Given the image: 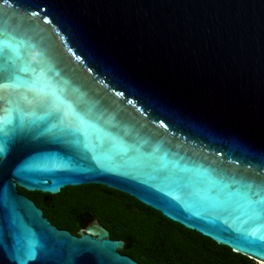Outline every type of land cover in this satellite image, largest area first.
I'll return each instance as SVG.
<instances>
[{
  "label": "water",
  "instance_id": "water-1",
  "mask_svg": "<svg viewBox=\"0 0 264 264\" xmlns=\"http://www.w3.org/2000/svg\"><path fill=\"white\" fill-rule=\"evenodd\" d=\"M0 264H140L16 194L99 184L264 264V0H0Z\"/></svg>",
  "mask_w": 264,
  "mask_h": 264
},
{
  "label": "trees",
  "instance_id": "trees-1",
  "mask_svg": "<svg viewBox=\"0 0 264 264\" xmlns=\"http://www.w3.org/2000/svg\"><path fill=\"white\" fill-rule=\"evenodd\" d=\"M84 185L96 188L94 192L63 188V193L71 196L69 208L95 218L112 239L125 240L120 253L140 264H258L128 195L99 184Z\"/></svg>",
  "mask_w": 264,
  "mask_h": 264
},
{
  "label": "flooded vegetation",
  "instance_id": "flooded-vegetation-1",
  "mask_svg": "<svg viewBox=\"0 0 264 264\" xmlns=\"http://www.w3.org/2000/svg\"><path fill=\"white\" fill-rule=\"evenodd\" d=\"M16 194L30 200L36 208L41 210L42 217L52 226L59 230H66L73 236H78V231L83 230L84 220L95 219L87 217V213L83 210L74 213L69 208L71 196L63 193V189L58 194L51 195L16 187Z\"/></svg>",
  "mask_w": 264,
  "mask_h": 264
},
{
  "label": "rangeland",
  "instance_id": "rangeland-1",
  "mask_svg": "<svg viewBox=\"0 0 264 264\" xmlns=\"http://www.w3.org/2000/svg\"><path fill=\"white\" fill-rule=\"evenodd\" d=\"M78 188H80V190L83 189V190H86L88 192H94V190H95L96 187L89 186V185H84V186H80V187H77V188L74 187L73 189H78Z\"/></svg>",
  "mask_w": 264,
  "mask_h": 264
},
{
  "label": "snow or ice",
  "instance_id": "snow-or-ice-1",
  "mask_svg": "<svg viewBox=\"0 0 264 264\" xmlns=\"http://www.w3.org/2000/svg\"><path fill=\"white\" fill-rule=\"evenodd\" d=\"M2 83H3V78H0V85H2ZM0 105H3V107H2V111H3V109H4V100H0Z\"/></svg>",
  "mask_w": 264,
  "mask_h": 264
}]
</instances>
